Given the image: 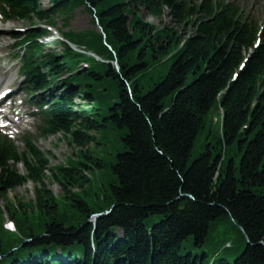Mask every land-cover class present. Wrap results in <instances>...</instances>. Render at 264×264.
<instances>
[{
    "label": "trees",
    "instance_id": "16d2710c",
    "mask_svg": "<svg viewBox=\"0 0 264 264\" xmlns=\"http://www.w3.org/2000/svg\"><path fill=\"white\" fill-rule=\"evenodd\" d=\"M13 5L14 19L37 26L63 17L64 27L84 7L96 28L64 34L100 59L63 41L48 51L42 36L50 32L39 26L13 34L30 87L48 104L41 135L62 133L78 159L51 166L48 177V152L31 138L20 149L0 134V264H264V42L234 77L256 38L248 13L232 0ZM142 11L168 13L194 32L176 52L182 37ZM221 109L205 151L190 162L210 112ZM109 129L123 149L109 163L108 184L95 189L92 170L107 164L91 147L102 146ZM235 147L243 150L239 174ZM30 181L35 199H9ZM6 211L16 231L5 228Z\"/></svg>",
    "mask_w": 264,
    "mask_h": 264
},
{
    "label": "rangeland",
    "instance_id": "374dc122",
    "mask_svg": "<svg viewBox=\"0 0 264 264\" xmlns=\"http://www.w3.org/2000/svg\"><path fill=\"white\" fill-rule=\"evenodd\" d=\"M236 3H238L244 10L249 13V16L253 17L256 22L258 28L261 26H264V0H233ZM44 6L50 5V0H43ZM143 18L146 21L153 22L161 27L164 25L171 26L176 32L177 35L183 37L191 36L194 32V27L186 23L184 25H177L173 18L166 13L161 19L157 17H152L149 14H147L145 11H142ZM65 18L58 17L56 20V23L53 24L56 29L53 30L52 35L50 34V38H55L57 36H61L62 33L72 30L75 32H80L86 29L90 28H96V25L93 24L92 16L91 14L84 9L83 7L77 8L74 13L71 16V19L69 20V24L67 27H64ZM41 23V22H39ZM29 22H24L18 19H14L13 21H4L0 20V72L5 73V71H8V78H6L5 83L3 86H12V82L16 81V84L22 83V77L20 76V64L21 60L15 56V48H14V39L11 37L10 33L15 31H20V29H25L29 27ZM57 32L54 34V32ZM47 43V50L52 51L53 49L60 50L62 49V45L58 42L54 43L51 39H49V35H47V38L45 39ZM253 49L249 48L245 51V55L252 52ZM2 74V73H1ZM2 86V87H3ZM55 91L59 92L60 87H55ZM21 93V92H20ZM25 96L24 91L20 94L21 96ZM76 102L78 104H84L85 100L83 97H76ZM221 113L217 112L215 110H212L210 112V118L211 121L206 123V127L204 131L198 136L192 155L190 157V162L193 161L195 158H197L203 151H205L206 147L205 144L207 143V134L213 129L215 130L218 126H215V121L217 119H220L221 121ZM29 130L30 134L34 137L36 144L38 147L43 150L44 152H48L51 156L49 167L47 168L46 174H51L50 167L55 166L58 164H66L67 158L69 156H74V159L77 160V147L71 145L67 138L64 137L61 133L58 134H49L47 136H39L38 130H37V119L31 118V122L24 123L22 125V131ZM106 139L105 142L102 144V146L98 147H91L92 148V156L94 158L100 160H104L107 164L105 167H99L96 165V161H91L90 159L87 160V162H91L93 165H96V170H92V173L95 177V180H93V183H95V189L97 187L101 186V184H108V181L110 180V176L107 175V171L109 170V163L115 160V156L119 151H121L123 148L122 146L116 142V135L117 132L113 131L111 129L105 131ZM119 136V135H117ZM16 138H21L19 135L16 136ZM214 141V138L211 139ZM108 141V142H106ZM17 145L18 148H23L22 141L18 140ZM235 157V161L237 164V173L239 174V165L241 156L243 154V150H239L237 147H235L232 152H229ZM19 169L22 172H25V169L23 165L19 164ZM98 172L102 175L98 178ZM90 176V173L88 174ZM47 184L49 188H51L58 196L64 193V189L55 181H48ZM35 184L33 182H28L27 184L20 186L14 190H11L8 192V197L10 200L16 201L18 199H22L25 202L35 199L34 194ZM74 190H78V187H75ZM1 204H4V201H0ZM6 221L10 220L9 214L6 211ZM5 221V222H6ZM120 233V232H119Z\"/></svg>",
    "mask_w": 264,
    "mask_h": 264
},
{
    "label": "bare ground",
    "instance_id": "6f19581e",
    "mask_svg": "<svg viewBox=\"0 0 264 264\" xmlns=\"http://www.w3.org/2000/svg\"><path fill=\"white\" fill-rule=\"evenodd\" d=\"M8 73L9 72H5V73L0 74V86L3 85L5 79L8 78Z\"/></svg>",
    "mask_w": 264,
    "mask_h": 264
}]
</instances>
